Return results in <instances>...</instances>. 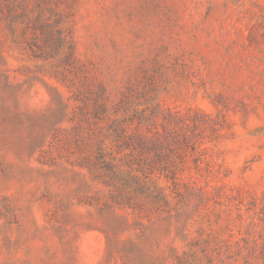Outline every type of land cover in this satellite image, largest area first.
I'll list each match as a JSON object with an SVG mask.
<instances>
[{
	"label": "rangeland",
	"instance_id": "obj_1",
	"mask_svg": "<svg viewBox=\"0 0 264 264\" xmlns=\"http://www.w3.org/2000/svg\"><path fill=\"white\" fill-rule=\"evenodd\" d=\"M0 264H264V0H0Z\"/></svg>",
	"mask_w": 264,
	"mask_h": 264
}]
</instances>
